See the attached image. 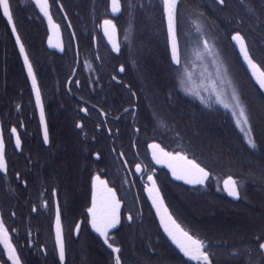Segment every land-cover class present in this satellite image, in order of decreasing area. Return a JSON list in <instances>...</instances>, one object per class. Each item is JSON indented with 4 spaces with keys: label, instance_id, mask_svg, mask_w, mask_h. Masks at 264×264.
I'll use <instances>...</instances> for the list:
<instances>
[{
    "label": "flooded vegetation",
    "instance_id": "af4514ba",
    "mask_svg": "<svg viewBox=\"0 0 264 264\" xmlns=\"http://www.w3.org/2000/svg\"><path fill=\"white\" fill-rule=\"evenodd\" d=\"M48 2L51 17L61 31L62 53L47 48V29L39 15L44 35L38 36L37 53L34 46L24 45L15 27L37 81L43 125L15 44L17 65L25 80V98H20L17 90L12 115L0 111L5 162L0 170V221L19 264H116L117 256L120 264H204L203 260L186 256L161 228L147 199L153 187L149 176L159 189L167 213L193 239L202 242L211 264L264 263L260 249L264 237L260 239L252 232L246 236L240 228L225 226L229 212L214 209L219 201H231L222 189L223 179L214 178L208 171L204 185L190 186L171 179L151 159V145L171 155L185 154L172 145L165 121L154 119L160 116L161 103L156 93L147 92L172 88L155 83L139 88L135 83L136 73L128 66L133 61V39L130 35L129 46L124 45L123 52L118 28L123 13L121 0V12L115 18L110 15L107 0V15L99 21L95 16L97 0H80L75 20L70 18L67 4L56 3L57 13L53 15ZM29 3L34 8L31 0ZM104 20L113 21L117 28V55L101 35ZM72 23L94 26V33L85 35L80 29L82 32L76 36ZM124 23L131 32L133 21L125 19ZM52 58L63 67L60 80L54 83L47 77ZM146 74L150 80V73ZM141 91L151 97H142ZM97 177L115 191L121 203L120 222L108 230L107 237L119 252L109 248L105 237L92 227L89 209L93 207V182ZM57 210L64 241L63 261L59 260L54 239ZM9 255L0 242V264H14Z\"/></svg>",
    "mask_w": 264,
    "mask_h": 264
},
{
    "label": "trees",
    "instance_id": "16d2710c",
    "mask_svg": "<svg viewBox=\"0 0 264 264\" xmlns=\"http://www.w3.org/2000/svg\"><path fill=\"white\" fill-rule=\"evenodd\" d=\"M50 2L53 15L57 13L56 3L63 6L67 4L68 14L72 20L76 19L81 7L80 0ZM121 2L123 13L118 28L122 51L125 52L123 39L128 26L124 20L130 19L136 31L140 33H136L133 40V60L137 59L136 66L148 69L151 77L149 82L172 88L154 91L155 98L161 103L158 108L162 121H165V129L171 135V139L175 140L172 145L213 175L215 173L220 178L232 176L237 179L241 199L237 203L219 201L218 207L215 206L214 209L229 212L230 217L226 219L225 226L240 228L245 231L246 236L252 232L262 239L264 95L245 72L232 46L230 36L233 33L241 34L246 41L251 59L264 70V0H223L222 4L216 0H179L176 9L180 53L178 66L171 64L168 55L162 0ZM97 3L95 16L99 21L107 15V0H97ZM10 7L14 25L22 42L25 46H34V52L37 53L38 36L44 35L43 24L38 14L29 0H10ZM135 13L141 20L135 18ZM80 29L85 35H90L91 32L94 33L95 27L73 24L76 36L79 35ZM184 41L190 42L187 51L183 45ZM193 50L212 52L216 60L222 58L240 105L248 117L247 125L243 123L238 125L231 113L232 110L217 102L212 92L208 91L200 98L202 92L187 93L175 85V72L184 66L188 60L184 58L190 56ZM128 66L131 67V64ZM62 69L61 62L52 58L48 79L52 83L58 82ZM137 81L135 80V83ZM24 83V76L17 65L13 39L0 14V111L4 110L6 115H12V102L17 98V90L21 92L20 98H25ZM249 136L255 147L249 145Z\"/></svg>",
    "mask_w": 264,
    "mask_h": 264
},
{
    "label": "snow or ice",
    "instance_id": "6c2138e0",
    "mask_svg": "<svg viewBox=\"0 0 264 264\" xmlns=\"http://www.w3.org/2000/svg\"><path fill=\"white\" fill-rule=\"evenodd\" d=\"M221 3H223V0H220ZM37 6L40 8V11L44 13L45 16L48 17L49 21L51 22V16L48 12V0H36ZM112 4V12L118 13L121 11V4L120 0H111ZM178 0H163V6L165 9V12L167 13V19H168V32L169 36L171 38L172 42V59L175 61V63H180V56L177 50L176 45V34H175V12L177 8ZM0 10H2V15L7 18L9 24H13V16L12 11L10 7V0H0ZM104 24L106 26L105 32L107 34V28L110 26L112 28V31L115 32V25L112 24L111 20H105ZM12 31L15 32V26L13 24ZM234 40L237 41V43L241 46V51L244 55L245 60L247 61L249 67L253 70V75L257 79V83L259 84L261 89H264V70H261V68L253 62V60L250 58L248 50L244 44L243 38L237 34L233 37ZM19 36H17V43H19ZM114 47H117V45H114ZM205 47H207V42H205ZM20 52L24 53V47L21 44L20 45ZM24 63L27 66L28 69V75L32 78V85L33 88L36 91V101L39 105L40 103V93L39 89L36 87V79L33 75L31 64L28 61L27 55H24ZM233 100L236 101V107L239 108L238 115L242 118V122L244 125L248 124V117L246 115L245 109L241 107L240 101L238 98L233 95ZM229 105L225 104L224 107H228ZM235 114V113H234ZM44 114H43V108L41 106V122H43ZM241 123V120L237 121V124L239 125ZM15 129H12V132L15 133ZM44 140L45 143H47L48 135L47 130L45 129L44 133ZM248 143L250 146L255 147V143L251 139V137H248ZM16 146H20V139L17 137L16 139ZM150 147L157 149L159 148L158 145H151ZM161 154L165 157H167L169 160H178V161H185V165L180 166H172V174L173 176L178 180H184L186 183L189 184H203L204 181L208 178V172L204 170V168H201L198 164L194 163L193 161H188L186 157L183 156H172L169 153H164L163 150H160ZM153 158L156 159L157 163H161V160L157 156L156 152L153 153ZM5 168V162H4V143L3 140L0 139V170ZM137 171H140V166H136ZM150 181H152V189L149 190L150 195L152 192H155V196H153V203L157 206L158 213L160 211V208L163 207V200L159 197V189L156 188L155 181L151 176L148 177ZM96 181L99 182L101 185H104L106 190V197L104 199V205L103 210L98 212L97 211V198L94 193L93 195V207L89 209V212L92 214V227L100 233L101 236L105 237L104 243L108 245L109 248H112L114 252H119L120 249L113 248L112 244L108 243V230L111 228H115L117 224L120 222L119 217V201L115 199V193L111 189H107L106 185L103 181L99 180V177L96 178ZM225 189L228 192L229 196L237 197L239 196V192L237 190V183L236 181L229 178L227 181H225ZM131 219V217H129ZM161 223L165 226V231L168 233L170 237L174 240V242L177 243V245L180 247L181 251L184 252L186 256L191 257L194 260H203L204 264H211L209 261L208 253L203 251L204 245L201 241L195 240L188 234V232L184 231L180 228L178 224H176L175 220L172 219L171 215L167 213V208H164V213L161 215ZM169 224L172 225V228L169 227ZM173 228L175 229V232L173 231ZM77 229H79V225H77ZM179 233V239L177 238V234ZM0 242H3L5 247L9 249V258L13 260L14 264H19L18 258L15 257V249L11 247L9 240H8V233L7 229L4 227V224L2 221H0ZM56 244L59 247V256L61 261L64 259V241L62 237V229L60 224V215L59 211L57 210V216H56ZM261 248H264V244L260 245ZM116 264H120L119 257L116 258Z\"/></svg>",
    "mask_w": 264,
    "mask_h": 264
},
{
    "label": "water",
    "instance_id": "95a60500",
    "mask_svg": "<svg viewBox=\"0 0 264 264\" xmlns=\"http://www.w3.org/2000/svg\"><path fill=\"white\" fill-rule=\"evenodd\" d=\"M31 3L33 4L35 10L37 11V13L41 17V19L44 21V24L46 26V29H47L46 46H47V48L49 50H51V51H56V52L62 53V50H63L62 35H61V31H60L59 26L53 21L52 17H51V22H50L49 19H48V17L45 16L44 13L40 11V8L36 4V0H31ZM162 3H163V0H162ZM111 9H112V4H111V0H109V12H110L111 17L115 18L121 12L120 11L118 13H113ZM48 12H49V15L51 16L49 2H48ZM0 14H1V17L3 18V20L5 21V23L8 26V29H9L10 34H11V37H12V39L14 41V44L16 46V49L18 50V53L20 55V59H21L22 65H23V69H24V72H25V76L27 78V81L29 83L30 89H31L32 94H33L35 106H36V109H37V112H38L39 121H40L41 125H43V122H41V106H42L41 96H40V103L38 105L37 104V101H36V91H35V89L33 88V85H32V78L28 75V69H27V66L24 63V55H26V53H25V51H24L23 54L20 52L21 42L17 43V36H18V34H17L16 31L15 32L12 31L13 24H9L8 23L7 18L2 15V10H0ZM163 15H164V23H165V31H166V37H167V47H168L169 58H170V61H171V63H172L173 66H178V64L175 63V61H173V59H172V42H171V38H170L169 32H168V19H167V13L165 12L164 6H163ZM104 21H102L101 24H100L101 35H102V37H103L106 45L108 46L109 50L113 54L117 55L118 52H119V40H118L117 28L115 26V32H113L112 31V28L110 26H108V28H107V34H106V32H105L106 26L104 24ZM112 24L114 25L113 21H112ZM175 34H176V12H175ZM237 34H239V33H234V34H232L230 36V41L232 43V46L235 49V51H236V53H237V55H238V57L240 59V62L242 64L245 72L247 73V75L249 76V78L251 79V81L257 86V88L260 90V92L264 95V89H261L260 86H259V84L257 83V79L253 75V70L249 67L247 61L244 58V55H243V53L241 51L240 44L237 43V41L233 39V37L236 36ZM243 40H244V38H243ZM19 41H20V39H19ZM244 44H245V46L247 48V45H246L245 40H244ZM114 45H117L118 48L117 47H114ZM176 45H177V50H178V53H179L177 37H176ZM247 50H248V48H247ZM249 56H250V54H249ZM33 75H34V73H33ZM36 87L38 88L37 81H36ZM0 139H2L1 129H0ZM150 151H151V153H150L151 159L154 161V163L156 165H159L160 167L164 168L169 173L170 178L173 179L176 182H182V183L188 184L190 186H196V185H204L206 183V181L208 180V178H209V175H208V178L204 181L203 184H189V183H186L184 180H178V179H176L173 176V174H172V167H170L169 165L171 164L172 166H177V167L180 166V165H185L186 166L185 161L169 160L167 157H165V156H163L161 154L159 148H157V149H150ZM154 152H156L157 156L161 160V163H158L157 164L156 159L153 158V153ZM164 153H166V152H164ZM172 156H183V155H181V154H175V155H172ZM183 157H185V156H183ZM188 161H190V160H188ZM206 172H208V171H206ZM208 174H209V172H208ZM229 178H231L232 180L235 181V179H233L232 177H227V178H225L222 181L221 186H222V189H223L224 193L226 194V196L230 200H232L234 202H237L238 199H239V196H238V198L237 197L229 196L227 190L225 189V181H227ZM100 181H103V180H100ZM103 182L106 185L107 189H111V188H109L107 186V184H106L105 181H103ZM93 183L94 184H93V191H92V201H93V195L95 193L96 198L97 197L100 198L99 199V201L101 203L100 210H103L102 201H104V199H105V197L107 195L106 190H105V187H104V185H101L97 181H94ZM111 190L115 193V191L113 189H111ZM153 196H155V192H152L151 195H150V192L147 193V199H148V201L150 203L151 209H152L153 213L155 214V216L157 218V221L160 224L161 228L163 230H165L164 224L161 223V215H163L164 208H165L164 203H163V207L160 208V211L158 213L157 206L154 205V203H153ZM159 197H160V194H159ZM115 199L118 200L117 199V196H116V193H115ZM160 199H161V197H160ZM97 201H98V198H97ZM119 205H120V207H119V212H120V209H121V203L120 202H119ZM117 226H118V224H117ZM169 227L172 228V225L169 224ZM173 231L175 232V229L174 228H173ZM165 233H166V235H168V233L166 231H165ZM176 234H178V233H176ZM54 236H55L54 239H55V244H56V219H55V224H54ZM99 236L100 237H103V236L100 235V233H99ZM173 244H174V242H173ZM262 244H264V242ZM2 245L5 248V250H7L9 252V249L5 247V245H4L3 242H2ZM56 249H57V253H58L59 260L61 261L60 256H59V247H58L57 244H56ZM260 249H261V251L264 254V248H260Z\"/></svg>",
    "mask_w": 264,
    "mask_h": 264
},
{
    "label": "rangeland",
    "instance_id": "374dc122",
    "mask_svg": "<svg viewBox=\"0 0 264 264\" xmlns=\"http://www.w3.org/2000/svg\"><path fill=\"white\" fill-rule=\"evenodd\" d=\"M127 5H128L127 7H129V3ZM131 14L132 13H129V15H131ZM134 16H135V18H137V20L140 19V18H138L137 13H135ZM143 19H144V17H143ZM139 26H141V24ZM136 30L137 29L134 28L133 25L131 27V32H129V26L126 27V29L124 31L125 37L123 39V44L125 46L126 45H127V47L129 46L127 40L129 41L130 35H131V38L134 40V35L136 33H138ZM140 31H142V30H140ZM138 34H140V33H138ZM183 45L187 51V47L189 48L190 42L187 43L186 41H184ZM184 59H186V60L188 59V60L186 61V63L184 64L183 67H181L180 69H178L175 72V77H176L175 85L187 93L190 92V93H196L197 94V93L202 92L200 94V98L202 97V95H204V93H206L208 91L212 92V94L214 95L215 100L217 102H220L223 106L225 104L229 105L228 108H230L232 110L231 111L232 115L235 117V119L237 121L241 120V123H240V125H241L243 122H242V118L238 115L239 108H237L235 106L236 101L233 100V95H235L236 97L238 95H237V92L235 90L234 84H233L230 76L227 73L224 62H222V60H221L222 58L216 60L215 55L212 52L205 53V52L193 50V53L190 56L185 57ZM136 64H137V59H134L131 63V67L130 66L129 67H130V69L132 68L135 73H138L136 75L137 80H138L136 82L137 86L140 88L141 85L143 86L144 84H146L145 87L149 88L150 87L149 84H151V82L148 81L146 73H150V72L148 71V69L146 67H141V69H140L138 66H136ZM147 83H149V84H147ZM147 85H149V86H147ZM142 88H144V86ZM147 92H149V95H151V92H153L152 95H154V93H155L153 90L152 91L147 90ZM141 93H142V91H141ZM146 94L148 95V93H146V91H144V93H142L143 96L142 95L141 96L144 98L151 97V96H149V97L146 96ZM154 119H157L158 122L163 120V118L160 116L159 117L156 116V118L154 117ZM167 133L169 134L168 131H167ZM171 141L173 143L175 140L172 139ZM224 177H227V176H222L220 178L214 173V178L222 179ZM230 177H232V176H230Z\"/></svg>",
    "mask_w": 264,
    "mask_h": 264
},
{
    "label": "bare ground",
    "instance_id": "6f19581e",
    "mask_svg": "<svg viewBox=\"0 0 264 264\" xmlns=\"http://www.w3.org/2000/svg\"><path fill=\"white\" fill-rule=\"evenodd\" d=\"M240 199H241V195H239V199H238V201H239ZM238 201H237V202H238Z\"/></svg>",
    "mask_w": 264,
    "mask_h": 264
}]
</instances>
